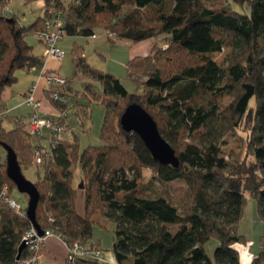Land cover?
<instances>
[{
  "label": "trees",
  "instance_id": "16d2710c",
  "mask_svg": "<svg viewBox=\"0 0 264 264\" xmlns=\"http://www.w3.org/2000/svg\"><path fill=\"white\" fill-rule=\"evenodd\" d=\"M36 1L43 2V15L29 26L23 27L15 14L11 21L0 19V96L15 83L16 72L40 65L26 38L44 30L51 8L63 15L65 36L88 38L103 30L119 40L154 41L147 56L127 63L135 94L115 76L90 66L82 46H72L81 91L72 90L67 81L59 90L67 104L49 99L59 112H72L79 129H84L91 105L102 106L100 144L82 151L75 141L47 150L35 146L43 149L42 164L34 167L39 228L57 232L68 247L77 243L89 252H101L99 242L90 239L93 225H103L106 219L115 225V264H240L236 246L247 239L237 231L247 193L264 223V0L25 3ZM232 5L248 8L249 15ZM225 49L231 52L219 66L213 56ZM93 83L99 84V91ZM131 104L142 106L156 122L175 152L177 168L154 161L137 134L122 130L120 117ZM0 109L5 113L1 103ZM228 136L240 139L243 156L221 154ZM3 144L12 148L21 169L32 168L34 146L23 124L10 131L0 125ZM76 169L82 188L74 184ZM144 170L152 172L146 182ZM174 182L183 188L170 193L168 186ZM154 183L164 187L161 193ZM5 184L11 197L15 186L3 162L0 192ZM25 212L22 208L15 213L0 197V264H14L21 239L32 227ZM211 239L217 241L212 259L205 251ZM259 244L249 264H264V237ZM24 256L23 249L20 258ZM65 264L100 263L83 256Z\"/></svg>",
  "mask_w": 264,
  "mask_h": 264
},
{
  "label": "rangeland",
  "instance_id": "374dc122",
  "mask_svg": "<svg viewBox=\"0 0 264 264\" xmlns=\"http://www.w3.org/2000/svg\"><path fill=\"white\" fill-rule=\"evenodd\" d=\"M10 3H11V8L13 9L16 17L18 18L20 24L23 27H27L30 24H32L34 22V20L38 17L37 12H35V10H34L35 5L26 4L25 0H11ZM232 7L240 13H245L247 15H249V13H250V10L246 7H241L239 5H232ZM29 39L34 40L35 42H38L37 41L38 39L32 33L27 36V42ZM74 40H76V41L82 40L83 44L86 45L85 40L82 37H69V36L64 37L61 46L65 51V58L60 63V72L59 73H60V77H64V78L68 79L70 87L72 90L81 91L82 81L79 80L77 77H75L74 69H73V63H72V55L70 52L72 46L74 44H77V43L73 42ZM156 42H159V41L156 40ZM77 45H79V44H77ZM34 50H35V53H40V51H41V49L38 48V46H36V48ZM230 52L231 51L229 49H225L221 53L215 54L213 56L214 62L217 65L221 66L224 63L226 57L230 54ZM91 53L92 52H90V53L88 52L86 54L88 56V60L90 61V63H92V65H96L93 62V59H95V57H96L95 63L100 64L101 59H100L99 55L97 53H95V54L94 53L91 54ZM106 63L108 66L116 69V73H117L116 78H118L121 81V83L124 86V88L126 89V91L129 94H135V87L132 84V82L128 80L127 70H126L125 66L119 64V62H116L115 58L108 59ZM102 68H103V66H102ZM105 73H108V72H105ZM93 87L97 91L100 90V86L98 83H93ZM70 101L72 102L73 100H70ZM228 101H229V99H226L225 103ZM252 102L253 101H251V103ZM80 103H83V102L81 101ZM96 107L100 108V111H101L100 119H99V116H98V118L96 117V120H93V124L91 122L92 120L90 121V119H88L87 121H84L83 124H84L85 130L83 132L81 130H79L76 127V125H73V127L70 126V128L67 127L68 130L63 132V138H64L65 142L72 143L75 141L76 143H78L81 151L89 145L96 146V145L100 144L98 137H99V133H100L104 114H103V107H101L100 105L96 106ZM68 116H69V119L71 118V121L73 122L71 115H68ZM64 130H65V125H64ZM71 130H73V134H72ZM240 134H241V136H245L244 133H240ZM32 143L33 144L35 143L34 139L32 140ZM241 145H242V143H241L239 138L228 136L225 138L224 145L221 147V154L226 158H231V159L238 158L240 156V154L242 155V153L244 151L243 145L242 146ZM21 171H22V174L24 175V177L28 181H30L32 183L37 182V180H38L37 173H36L37 169L34 168V165L32 166V168H30L28 170H26L25 168H22ZM39 173H40V177H42V173L41 172H39ZM151 174H152V172L150 170H144L143 171V176H144L145 182L151 178ZM74 176L76 177L74 184H77L80 186L82 181L78 177L79 176V170L78 169H76L74 171ZM82 185H83V182H82ZM154 188L156 189V191L158 193H161V191H163V189H164L163 186H161L157 183H154ZM179 188H183V185L181 183L174 182L168 186V191H170V193H174L176 190H179ZM10 195H11V198H13L16 202L20 203L22 208H26L28 200L24 194L19 193L16 188H12L10 191ZM246 197H247V204H246L244 216H243L241 222L239 223L238 231H237L239 235H243L247 239V243L245 245L236 246V249L239 252V261L241 264H248L249 260L252 257H256L258 255V253L260 251V245H259L258 240L260 237H264V223L261 222L258 218L256 201L254 199L249 198L248 193L246 194ZM101 221H102L103 225H99V224L93 225L90 243L99 242L101 245V250H103V252H110V251L112 252L113 231H114L115 225H114V223H112L106 219H103V218ZM216 247H217V241L215 239H211L206 244L205 251H206L207 256L210 259H212L213 252H214ZM68 248L69 247H67V249ZM42 250H43V248H42ZM40 252H39V254H40ZM98 253L99 252H97V254ZM39 254H38V256H39ZM67 256H68V254H67ZM66 260L70 261V260H68V257L66 258Z\"/></svg>",
  "mask_w": 264,
  "mask_h": 264
},
{
  "label": "crops",
  "instance_id": "0c3cea01",
  "mask_svg": "<svg viewBox=\"0 0 264 264\" xmlns=\"http://www.w3.org/2000/svg\"><path fill=\"white\" fill-rule=\"evenodd\" d=\"M30 5H35L34 10L35 12H37L38 17H41L43 15L44 5L42 1H36L34 3H31ZM12 13L15 14L13 9H12ZM94 36L95 37L84 38L86 45L83 44L82 40H77V41L74 40L73 42L83 47L84 57L90 66L92 67L94 66L95 69L97 68L100 71L108 72L109 74L115 77H117L116 69L107 65L106 62L108 59L115 58L116 62H119V64L124 65L126 68L127 63L131 59L135 57L147 56L150 53L151 48L154 44L153 40L135 42L131 40H119L116 37H106L105 31L103 30H97ZM63 39L60 42H58L57 45L64 52V58H65V51L61 46ZM30 40L31 39H29L27 42V38H26V42L28 43V45L32 47L34 54L38 58H40L41 63L36 68L16 72L15 83L12 86L3 90V92L1 93L0 103L5 110V116L4 119L1 121L0 125L3 129L7 131L13 130L18 123L23 124V126L26 124L28 117L32 112V109L29 105L26 104L25 97L32 87H34V90L32 92L33 96L40 101V107L38 109L39 115L51 116L53 118H57L60 114L59 110L50 102V99L48 97V86L44 78V73L55 72L58 73L60 76L59 73L60 63L62 61H55L53 59L43 58L44 47L42 43L39 40H37L38 42H35L34 40L31 41ZM36 46H38V48L41 49L40 53H35L34 49L36 48ZM88 52L89 53L92 52L94 54L97 53L101 59L100 64L95 63L96 62V57H95V59H93V62L96 65H92V63H90V61L88 60V56L86 55ZM101 65L103 66V68ZM66 80L68 81V79ZM68 85L70 87V84ZM96 106L99 105H96L94 103L91 105L89 119L90 121L92 120L91 121L92 124H93V120H96V117L98 118L99 116L100 119L101 111L100 108ZM103 114H104V109H103ZM69 115H71L73 122L71 121V118L69 119L68 116L64 122L65 125L64 131L68 130L70 126L73 127V125H76V127L78 128L77 117L74 115L72 116V112H70ZM79 130L83 132L85 129H79ZM71 131L73 134V130ZM34 140H35V143L33 144L34 147L39 146L41 148L47 149V142L44 139L36 138ZM3 162L6 163V152L0 146V164H2ZM67 254H68L67 245L61 240L55 237H51L46 240L45 246L43 247V250L40 252L38 256L37 264H65ZM253 258L254 257H252L249 260V263ZM97 259L100 264L116 263L115 257L111 251L103 252L102 250L97 254Z\"/></svg>",
  "mask_w": 264,
  "mask_h": 264
},
{
  "label": "built area",
  "instance_id": "2783aa9c",
  "mask_svg": "<svg viewBox=\"0 0 264 264\" xmlns=\"http://www.w3.org/2000/svg\"><path fill=\"white\" fill-rule=\"evenodd\" d=\"M10 1L0 0V19H8L13 14ZM34 35L44 47L43 58L53 59L55 61L63 60L64 52L57 45L65 37L64 18L61 13L51 8L44 18V30L34 33ZM105 36L115 37L111 31H105ZM92 37L95 36L93 35ZM44 78L48 86V97L59 105L67 104V100L59 92L60 89L67 86V80L55 72L44 73ZM33 90L34 87L29 90L25 97V102L31 107L32 112L24 125V131L32 139H44L47 142V149L49 147L53 148L64 141L63 123L68 117L69 112L64 110L60 112L57 118L39 115L38 109L40 107V101L33 96ZM4 116L5 113L0 109V122L4 119ZM31 154L34 167L41 166L43 149L32 147ZM7 193L8 185L5 184L1 189L0 197L5 199L10 209L19 214L22 209L21 205L11 197H7ZM51 237H55L64 242L63 237L57 232L47 229L40 235L32 226L21 239V242H24L25 245V256L15 260L14 264H37L39 252L45 246L46 240ZM82 256H93L97 258V252H89L77 243L68 248V260L72 261Z\"/></svg>",
  "mask_w": 264,
  "mask_h": 264
},
{
  "label": "water",
  "instance_id": "95a60500",
  "mask_svg": "<svg viewBox=\"0 0 264 264\" xmlns=\"http://www.w3.org/2000/svg\"><path fill=\"white\" fill-rule=\"evenodd\" d=\"M8 21H11V19H8ZM119 124L125 132H132L139 136L154 161L160 165L178 167L179 161L175 156L174 150L162 138L156 122L142 106L138 104L129 105L121 115ZM1 147L6 152V176L14 184L17 191L27 197L26 217L33 228L41 235L43 231L35 221L36 209L40 198L39 192L34 183L28 181L22 174L16 154L12 148L4 144ZM80 188H82V182ZM24 247V242H21L17 250L16 260L20 258Z\"/></svg>",
  "mask_w": 264,
  "mask_h": 264
}]
</instances>
